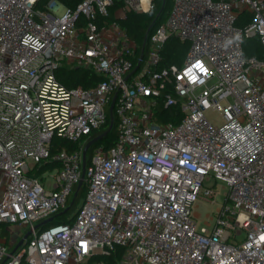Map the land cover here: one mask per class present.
<instances>
[{"label": "built area", "instance_id": "obj_1", "mask_svg": "<svg viewBox=\"0 0 264 264\" xmlns=\"http://www.w3.org/2000/svg\"><path fill=\"white\" fill-rule=\"evenodd\" d=\"M39 2L0 0V223L31 230L10 253L0 242V264H109L118 248L117 264H264V59L243 53L252 37L264 49V0H172L145 55L108 21L113 0ZM153 8L123 0L113 17ZM169 36L189 48L161 67ZM61 65L103 78L66 87ZM160 102L179 118L159 122ZM111 103L115 143L85 160L71 220L34 228L69 206ZM210 180L228 192L199 225L192 208L214 202Z\"/></svg>", "mask_w": 264, "mask_h": 264}, {"label": "trees", "instance_id": "obj_2", "mask_svg": "<svg viewBox=\"0 0 264 264\" xmlns=\"http://www.w3.org/2000/svg\"><path fill=\"white\" fill-rule=\"evenodd\" d=\"M47 1L48 0H40L39 5L40 6L43 5ZM56 1L68 7H75L81 0H56ZM122 4H123V0H113V4L110 8V15L108 16L107 19L110 22L113 21L117 22L119 26L126 32V34L131 39L136 41L138 46V51H140L148 27L155 20L154 26L150 30L148 35V39H149V36L153 32V30L167 17L172 6V0H154V8L149 12L136 13L134 11H130L126 14V17L124 19L115 20L112 12L113 10L121 7ZM250 19H251V14L248 12H243L239 15L236 21V25L241 26ZM146 47H147V43L143 50V55H145L146 53ZM188 48H189L188 41H181L177 37L169 36L165 41L162 49V59L160 62V66L166 67L171 64L180 65L187 53ZM243 53L245 56L255 55L261 59L262 58L264 59V49L257 37H252L250 39H246L243 41ZM56 76L59 79V81L66 87H75L77 85H81L83 87H89L96 84L103 78V76L94 73L92 70H89L87 68L68 67L66 65H61L59 67V69L56 71ZM158 110H160L161 113L163 114L162 117L159 118V122H166L168 120L176 121L180 115L176 107L165 108L161 102L158 104ZM156 114L158 115V112ZM176 114H178V116ZM108 124H109V117L106 118L105 123L100 128L95 129L91 133V137L93 138L99 133L106 130ZM115 140H116V121L114 118L112 129L106 135H104L99 140H97L88 150L86 164L88 163L92 154V149L95 146L101 145L103 146L104 149H108L111 146H113ZM60 142L69 151L77 147V143L75 142L66 141V140H62ZM52 166H55V164H52L49 167ZM46 167L47 166L42 165L39 171L43 170ZM84 194H85V184L83 183L80 186L79 190L77 191V194L71 204H70L71 200H69L68 210L66 212L59 211L53 214L52 215L53 219L49 223L40 226V228H45L51 224L69 222L71 220L68 218L69 214L72 212L75 206L82 200ZM24 244L25 243H23V245ZM120 254H121V249L118 248L111 256L105 257L104 260L109 262V264H117V260Z\"/></svg>", "mask_w": 264, "mask_h": 264}, {"label": "rangeland", "instance_id": "obj_3", "mask_svg": "<svg viewBox=\"0 0 264 264\" xmlns=\"http://www.w3.org/2000/svg\"><path fill=\"white\" fill-rule=\"evenodd\" d=\"M62 12V8H59L58 14ZM206 117L210 120V122L214 125H220L221 124V116L218 111L209 108L204 111ZM209 183L214 184L215 188V197L214 202H209L205 200H199L196 202V204L193 206L192 211L198 213V224L202 225L204 220L207 218V214L210 216L212 212L215 211L217 207L220 206L221 203L225 200L226 193L228 192L227 186L220 181H212L210 180ZM13 232L21 231L23 232V229L21 225L15 224L14 229H12ZM21 238L17 235H13V239L11 240V244H17Z\"/></svg>", "mask_w": 264, "mask_h": 264}, {"label": "water", "instance_id": "obj_4", "mask_svg": "<svg viewBox=\"0 0 264 264\" xmlns=\"http://www.w3.org/2000/svg\"><path fill=\"white\" fill-rule=\"evenodd\" d=\"M159 14V13H158ZM157 14V16H158ZM154 23H155V20L150 24V26L148 27L147 31H146V34H145V37H144V41H143V44H142V47H141V55H143V50L146 46V43L148 41V35H149V32L150 30L153 28L154 26ZM112 105L113 103H111L109 105V113H110V119H109V124L106 128V130H104L103 132L99 133L98 135H96L95 137L91 138L90 140L87 141V143L84 145L83 147V150H82V171H81V178L80 180L78 181V184L76 186V189L72 195V199L70 201V204L73 202L76 194H77V191L78 189L80 188V186L82 185L83 183V177H84V170H85V160H86V153H87V150L90 148L91 145H93L97 140H99L101 137H103L104 135H106L111 129H112V126H113V118L111 116V111H112ZM69 206L67 208H65L63 210V212H66L68 210ZM53 219V216H50L38 223H36L34 225V228H37V227H40L42 225H45L47 223H49L51 220ZM31 233V230L29 229L25 234L24 236L22 237V239L16 244V246L14 247L13 250H15L17 247H19L20 245H22L23 241L30 235ZM12 250V251H13Z\"/></svg>", "mask_w": 264, "mask_h": 264}, {"label": "crops", "instance_id": "obj_5", "mask_svg": "<svg viewBox=\"0 0 264 264\" xmlns=\"http://www.w3.org/2000/svg\"><path fill=\"white\" fill-rule=\"evenodd\" d=\"M113 14H120L119 12V9H115L113 10L112 12ZM195 216L198 217V213L194 212ZM21 225L22 229H23V232L21 231H18V232H13L12 229H14L15 227V224H9V223H0V242H4L6 247H7V250L8 252L10 253L14 247L16 246V244H11V240L13 239V235H17L18 233V236L22 239V237L24 236V234L28 231V228L22 224H19ZM28 238V237H27ZM27 238L23 241V243H26L27 241ZM20 239V240H21ZM19 240V241H20ZM22 243V245H23ZM21 245V246H22Z\"/></svg>", "mask_w": 264, "mask_h": 264}]
</instances>
